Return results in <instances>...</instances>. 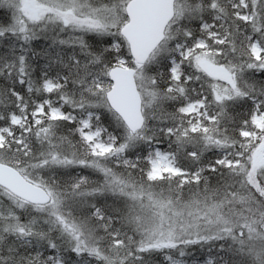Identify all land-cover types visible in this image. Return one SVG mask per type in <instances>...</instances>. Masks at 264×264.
<instances>
[{"label": "snow or ice", "instance_id": "1", "mask_svg": "<svg viewBox=\"0 0 264 264\" xmlns=\"http://www.w3.org/2000/svg\"><path fill=\"white\" fill-rule=\"evenodd\" d=\"M0 264H264V0H0Z\"/></svg>", "mask_w": 264, "mask_h": 264}]
</instances>
